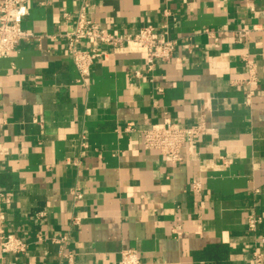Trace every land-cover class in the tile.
Returning a JSON list of instances; mask_svg holds the SVG:
<instances>
[{
  "label": "crops",
  "instance_id": "0c3cea01",
  "mask_svg": "<svg viewBox=\"0 0 264 264\" xmlns=\"http://www.w3.org/2000/svg\"><path fill=\"white\" fill-rule=\"evenodd\" d=\"M85 1L26 0L34 36L0 59V189L12 197L0 213L28 244L0 264H68L62 252L121 264L124 250L143 264H253L264 254V0H89L105 31L167 26L177 46L150 75L143 54L100 46L83 86L60 36ZM246 56L257 66L249 105ZM166 118L209 130L178 164L142 145ZM250 214L263 219L256 232Z\"/></svg>",
  "mask_w": 264,
  "mask_h": 264
},
{
  "label": "built area",
  "instance_id": "2783aa9c",
  "mask_svg": "<svg viewBox=\"0 0 264 264\" xmlns=\"http://www.w3.org/2000/svg\"><path fill=\"white\" fill-rule=\"evenodd\" d=\"M89 0H86L80 11L77 13L72 31L60 36L64 39V45L68 57L75 65L79 79L78 83L86 86L91 77V70L94 62L107 54L100 50V46H108L113 54L137 53L146 57V73L152 74L159 63L169 62L176 51V40L169 37L167 26L160 29L157 26L149 25L141 28L136 34L124 35L114 34L105 31L98 23H95L88 14ZM26 0H1L0 1V59L10 58L16 52L20 44L29 40L34 35L23 28L22 22L28 14ZM67 17V16H66ZM210 33V31H207ZM248 32L242 30L237 32L236 38L242 40ZM89 45V48L86 46ZM244 64L247 71V78L243 84L248 88L246 92L247 104L255 96L252 84L257 80V66L249 56L244 57ZM136 77L142 74L137 72ZM133 131L126 128V132ZM209 130L204 123L193 126H182L170 119H165L160 124L152 125L142 132V145L148 152H155L167 157L172 164L181 162V152L188 148L191 152L196 149V142L200 136L207 134ZM84 148L87 145L82 144ZM6 152L0 146V155ZM224 161V160H223ZM201 184L193 186V191L199 193ZM74 198L80 200L82 195L74 192ZM11 196L0 189V199L6 203L11 202ZM5 216L0 213V253L1 254H24L28 250V244L15 234L7 233L4 229ZM81 219L74 218L73 224L80 225ZM263 223V219L255 214H250L247 219L248 230L256 232ZM68 237L55 241L58 244H65ZM264 242V238L262 239ZM61 255L72 264L73 255ZM121 264H143L138 253L134 250H124L121 253ZM253 264H264V254L259 251L253 253Z\"/></svg>",
  "mask_w": 264,
  "mask_h": 264
}]
</instances>
